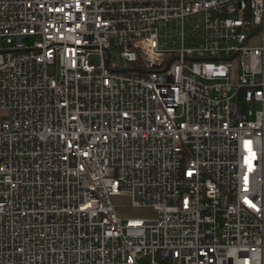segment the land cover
<instances>
[{
  "label": "built area",
  "instance_id": "1",
  "mask_svg": "<svg viewBox=\"0 0 264 264\" xmlns=\"http://www.w3.org/2000/svg\"><path fill=\"white\" fill-rule=\"evenodd\" d=\"M0 114V264H264V0H0Z\"/></svg>",
  "mask_w": 264,
  "mask_h": 264
},
{
  "label": "rangeland",
  "instance_id": "2",
  "mask_svg": "<svg viewBox=\"0 0 264 264\" xmlns=\"http://www.w3.org/2000/svg\"><path fill=\"white\" fill-rule=\"evenodd\" d=\"M109 52L111 54L110 63L119 67L121 70H125L130 65L125 62L119 55L116 50L113 49L112 41L110 40ZM248 47L258 48L261 46L260 36H254L252 39L247 42ZM258 105L256 104H243L241 105V109L244 116H247V113L251 115L254 111H256ZM1 117V114H0ZM111 205L114 207L115 213L118 217L123 218L125 220H140V219H150L153 217V212L148 209H134L129 205V199L125 195H120L116 197H112L110 199ZM137 264H148L147 260H140Z\"/></svg>",
  "mask_w": 264,
  "mask_h": 264
}]
</instances>
